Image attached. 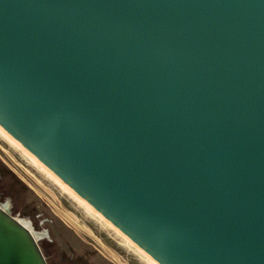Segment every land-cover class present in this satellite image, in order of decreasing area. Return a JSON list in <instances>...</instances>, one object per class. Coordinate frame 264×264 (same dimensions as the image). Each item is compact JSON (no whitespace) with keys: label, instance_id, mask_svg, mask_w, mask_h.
<instances>
[{"label":"water","instance_id":"1","mask_svg":"<svg viewBox=\"0 0 264 264\" xmlns=\"http://www.w3.org/2000/svg\"><path fill=\"white\" fill-rule=\"evenodd\" d=\"M0 126L159 264H264V0H0ZM0 205V264H49Z\"/></svg>","mask_w":264,"mask_h":264},{"label":"rangeland","instance_id":"2","mask_svg":"<svg viewBox=\"0 0 264 264\" xmlns=\"http://www.w3.org/2000/svg\"><path fill=\"white\" fill-rule=\"evenodd\" d=\"M3 200L35 232L47 231L38 242L50 264H149L0 134V205Z\"/></svg>","mask_w":264,"mask_h":264},{"label":"bare ground","instance_id":"3","mask_svg":"<svg viewBox=\"0 0 264 264\" xmlns=\"http://www.w3.org/2000/svg\"><path fill=\"white\" fill-rule=\"evenodd\" d=\"M0 134L6 138L13 146L20 149L21 152L36 166H38L41 170H43L49 177H51L57 184L60 185V187L67 192L71 197H73L75 200H77L81 205L84 206V208L94 215H96L103 223L106 225L112 227L115 229V231L121 235L124 239V241L130 245L133 246L134 249L139 253L141 256H143L149 264H159L155 259L150 257L143 249H141L137 244H135L127 235L122 233L121 230L117 229L108 219H105V217L97 211L91 204L84 201L70 186L64 185L63 180L58 178L45 164H43L40 160H38L36 157H34L25 146H23L18 140L12 138L8 132L0 126Z\"/></svg>","mask_w":264,"mask_h":264},{"label":"trees","instance_id":"4","mask_svg":"<svg viewBox=\"0 0 264 264\" xmlns=\"http://www.w3.org/2000/svg\"><path fill=\"white\" fill-rule=\"evenodd\" d=\"M49 262V261H48ZM50 264V263H49Z\"/></svg>","mask_w":264,"mask_h":264}]
</instances>
